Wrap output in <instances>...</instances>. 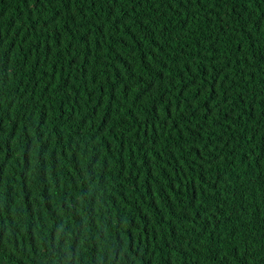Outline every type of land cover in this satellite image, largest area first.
I'll list each match as a JSON object with an SVG mask.
<instances>
[{
  "label": "trees",
  "instance_id": "16d2710c",
  "mask_svg": "<svg viewBox=\"0 0 264 264\" xmlns=\"http://www.w3.org/2000/svg\"><path fill=\"white\" fill-rule=\"evenodd\" d=\"M0 264H264V0H0Z\"/></svg>",
  "mask_w": 264,
  "mask_h": 264
},
{
  "label": "snow or ice",
  "instance_id": "6c2138e0",
  "mask_svg": "<svg viewBox=\"0 0 264 264\" xmlns=\"http://www.w3.org/2000/svg\"><path fill=\"white\" fill-rule=\"evenodd\" d=\"M34 2L39 4V3H41V0H34ZM117 3H119V0H117ZM141 99H142V97H141Z\"/></svg>",
  "mask_w": 264,
  "mask_h": 264
}]
</instances>
